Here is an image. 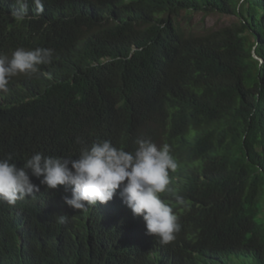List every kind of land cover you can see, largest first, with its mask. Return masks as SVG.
<instances>
[{
  "label": "trees",
  "instance_id": "16d2710c",
  "mask_svg": "<svg viewBox=\"0 0 264 264\" xmlns=\"http://www.w3.org/2000/svg\"><path fill=\"white\" fill-rule=\"evenodd\" d=\"M103 6L112 21L58 24L66 33L63 48L88 27L84 70H74L73 84L50 89L35 119L52 123L58 110L67 111L55 126L67 139L93 112V141L108 138L124 149L123 135L153 117L181 127L185 167L169 199L181 231L162 245L116 199L108 205L124 226L113 231L78 222L62 234L30 210L24 226L2 221L0 264H264V0H105ZM183 12L238 22L191 32L181 26ZM65 101H74L72 110ZM25 123L17 108H0V139L10 141L8 148ZM40 138L33 145L47 151L49 138ZM1 151L21 166L31 156L15 147ZM56 155L70 156L60 145Z\"/></svg>",
  "mask_w": 264,
  "mask_h": 264
},
{
  "label": "clouds",
  "instance_id": "9594fccd",
  "mask_svg": "<svg viewBox=\"0 0 264 264\" xmlns=\"http://www.w3.org/2000/svg\"><path fill=\"white\" fill-rule=\"evenodd\" d=\"M104 2L0 0V108H17L26 121L9 148L10 141L0 139V227L7 219L12 226L26 225L31 210L42 226L50 225L62 234L78 222L113 231L124 226L120 212L108 205L116 199L119 208L141 228L146 227L148 235L166 245L181 231L179 217L169 203L185 167L181 127L153 117L146 127L123 135L129 142L124 149L108 138L93 141L98 134L93 112L82 116L78 129L67 139L55 130L56 123L69 115L63 108L52 123L45 116L35 119L34 109L48 91L63 83L73 84L74 70H84L81 63L88 50V27L84 37L63 48L66 33L58 24L80 21L86 25L99 17L110 22L111 14L102 15ZM50 43L58 48H48ZM55 71L59 77L54 80ZM63 103L73 109L74 101ZM40 136L49 138L47 151L33 145V139L41 140ZM57 137L61 150L70 156L56 155ZM13 147L31 154L22 166L1 151ZM175 200L184 204L183 197L175 196Z\"/></svg>",
  "mask_w": 264,
  "mask_h": 264
},
{
  "label": "rangeland",
  "instance_id": "374dc122",
  "mask_svg": "<svg viewBox=\"0 0 264 264\" xmlns=\"http://www.w3.org/2000/svg\"><path fill=\"white\" fill-rule=\"evenodd\" d=\"M179 20L184 29L197 33L220 29L238 22V18L234 16L210 15L203 17L201 14L189 16L185 12L181 13Z\"/></svg>",
  "mask_w": 264,
  "mask_h": 264
},
{
  "label": "water",
  "instance_id": "95a60500",
  "mask_svg": "<svg viewBox=\"0 0 264 264\" xmlns=\"http://www.w3.org/2000/svg\"><path fill=\"white\" fill-rule=\"evenodd\" d=\"M253 55H254V58H255L256 60H258V61H260L261 63H263V60H261L260 58H258V57L255 55V53H253Z\"/></svg>",
  "mask_w": 264,
  "mask_h": 264
}]
</instances>
